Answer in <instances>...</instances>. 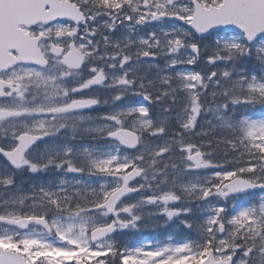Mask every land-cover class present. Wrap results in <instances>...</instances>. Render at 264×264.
I'll list each match as a JSON object with an SVG mask.
<instances>
[{"label":"snow or ice","instance_id":"obj_1","mask_svg":"<svg viewBox=\"0 0 264 264\" xmlns=\"http://www.w3.org/2000/svg\"><path fill=\"white\" fill-rule=\"evenodd\" d=\"M0 158V264H264V0H3Z\"/></svg>","mask_w":264,"mask_h":264},{"label":"flooded vegetation","instance_id":"obj_2","mask_svg":"<svg viewBox=\"0 0 264 264\" xmlns=\"http://www.w3.org/2000/svg\"><path fill=\"white\" fill-rule=\"evenodd\" d=\"M102 110L103 109H100V111ZM84 142L87 143L88 141L86 140ZM4 163L5 161L3 160V158H0V166H2ZM31 182L32 181L29 179V176L27 174L24 176H21L20 179L18 180V183L23 184L25 187H28V185ZM169 237H171L173 240L183 238L181 234L177 233L176 226L171 224L170 222H169V225L167 226L163 224H161L159 227H157L156 225H152L151 227L143 228L139 231L132 232L126 237H124V239L130 243L138 244V243L147 242V241H151L153 243L157 241H166Z\"/></svg>","mask_w":264,"mask_h":264},{"label":"water","instance_id":"obj_3","mask_svg":"<svg viewBox=\"0 0 264 264\" xmlns=\"http://www.w3.org/2000/svg\"><path fill=\"white\" fill-rule=\"evenodd\" d=\"M0 3H3V0H0Z\"/></svg>","mask_w":264,"mask_h":264},{"label":"rangeland","instance_id":"obj_4","mask_svg":"<svg viewBox=\"0 0 264 264\" xmlns=\"http://www.w3.org/2000/svg\"><path fill=\"white\" fill-rule=\"evenodd\" d=\"M163 63V61H161V64ZM179 229V228H178Z\"/></svg>","mask_w":264,"mask_h":264}]
</instances>
